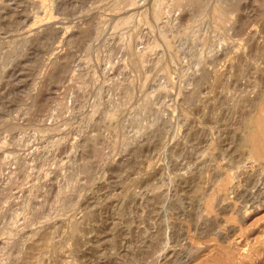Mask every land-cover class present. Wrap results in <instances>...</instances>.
Returning <instances> with one entry per match:
<instances>
[{
	"label": "rangeland",
	"instance_id": "1",
	"mask_svg": "<svg viewBox=\"0 0 264 264\" xmlns=\"http://www.w3.org/2000/svg\"><path fill=\"white\" fill-rule=\"evenodd\" d=\"M263 139L264 0H0V264H264Z\"/></svg>",
	"mask_w": 264,
	"mask_h": 264
},
{
	"label": "bare ground",
	"instance_id": "2",
	"mask_svg": "<svg viewBox=\"0 0 264 264\" xmlns=\"http://www.w3.org/2000/svg\"><path fill=\"white\" fill-rule=\"evenodd\" d=\"M157 16V15H156ZM252 132V131H251ZM254 137V136H253ZM247 138V137H246ZM251 139V138H250ZM264 140V139H263ZM257 143V142H256Z\"/></svg>",
	"mask_w": 264,
	"mask_h": 264
}]
</instances>
